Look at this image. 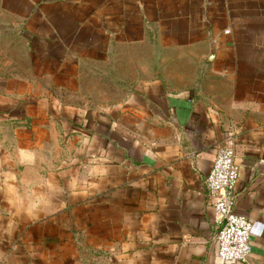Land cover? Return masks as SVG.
Returning <instances> with one entry per match:
<instances>
[{"label": "crops", "instance_id": "crops-1", "mask_svg": "<svg viewBox=\"0 0 264 264\" xmlns=\"http://www.w3.org/2000/svg\"><path fill=\"white\" fill-rule=\"evenodd\" d=\"M0 264H264V0H0ZM234 132L246 261L206 179Z\"/></svg>", "mask_w": 264, "mask_h": 264}, {"label": "built area", "instance_id": "built-area-1", "mask_svg": "<svg viewBox=\"0 0 264 264\" xmlns=\"http://www.w3.org/2000/svg\"><path fill=\"white\" fill-rule=\"evenodd\" d=\"M237 138L230 132L219 146L206 179L209 200L220 225L218 254L226 261H246L251 253L252 222L236 212L239 165L236 162Z\"/></svg>", "mask_w": 264, "mask_h": 264}, {"label": "water", "instance_id": "water-1", "mask_svg": "<svg viewBox=\"0 0 264 264\" xmlns=\"http://www.w3.org/2000/svg\"><path fill=\"white\" fill-rule=\"evenodd\" d=\"M3 31V28H2V26L0 25V33Z\"/></svg>", "mask_w": 264, "mask_h": 264}]
</instances>
